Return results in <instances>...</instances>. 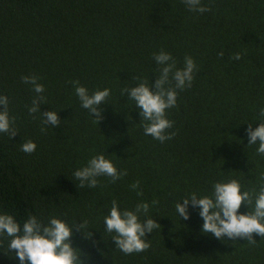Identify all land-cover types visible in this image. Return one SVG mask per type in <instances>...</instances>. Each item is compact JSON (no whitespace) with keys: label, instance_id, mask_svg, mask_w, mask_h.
Here are the masks:
<instances>
[{"label":"trees","instance_id":"trees-1","mask_svg":"<svg viewBox=\"0 0 264 264\" xmlns=\"http://www.w3.org/2000/svg\"><path fill=\"white\" fill-rule=\"evenodd\" d=\"M201 3L210 11H189L182 0H0V95L8 97L17 130L12 137L0 133V213L21 226L29 215L70 227L86 221L91 238L77 230L71 237L87 253L86 264H264V238L218 240L201 232L198 208L189 205L187 221L175 210L193 192L211 195L218 181L236 179L242 192H258L264 173V156L258 144L247 145L246 133L264 107V0ZM161 50L177 68L186 56L197 66L191 87L177 90L176 107L166 110L176 134L163 143L144 134L134 101L121 95L141 80L153 90L159 75L153 56ZM24 76L44 85L39 112L57 111L59 126L29 114L37 94ZM72 81L89 94L110 89L98 124ZM27 140L36 144L31 154L21 150ZM98 154L127 175L80 188L74 171ZM137 181L142 196L131 188ZM114 199L122 210L149 203L141 220L153 218L160 227L146 234L147 251L125 255L115 248L104 226ZM253 207L242 204L239 212ZM12 255L5 239L0 264H19Z\"/></svg>","mask_w":264,"mask_h":264},{"label":"clouds","instance_id":"clouds-1","mask_svg":"<svg viewBox=\"0 0 264 264\" xmlns=\"http://www.w3.org/2000/svg\"><path fill=\"white\" fill-rule=\"evenodd\" d=\"M189 11L204 13L210 8L203 5L201 0H182ZM223 56V52L218 53ZM159 66V75L156 77L153 90H150L148 81L141 80L134 87H125L121 95L127 94L128 100L134 101L139 111V117L143 118L144 134L151 136L161 143L175 136L173 121L167 119L166 110L176 107L177 90L190 88L197 69L196 63L191 56L184 58V66L176 67V62L171 54L161 50L153 56ZM240 53H235L232 59L239 60ZM25 84H30L32 90L37 94L28 108L29 114L39 112L41 104L45 103L42 94L44 85L38 82L36 76H24L21 78ZM132 79H139L134 76ZM75 95L80 101L82 108L95 116L98 124L102 119L101 105L107 103L110 89L95 90L91 94L86 87L80 85L79 81H72ZM174 83V86H172ZM9 100L7 96L0 95V133H7L9 137L15 136L17 130L14 127V118L9 117ZM40 113V112H39ZM43 125L51 124L53 127L60 125L57 111H46L40 113ZM259 123L255 129L248 124L246 129L248 144H258L257 154L264 156V107L260 108L258 114ZM41 131H45L42 127ZM21 150L31 154L36 150V144L27 140L21 144ZM127 175V171H118L116 166L103 154L91 157L85 166L74 171L73 176L79 181V187L95 188L100 183L98 177H110V182L121 179ZM260 188L258 192L241 191L240 182L230 179L226 182H215L212 186L211 195L198 196L193 192L185 197L182 202L176 203L175 210L180 218L187 221L190 218L189 205L193 209H199V216L203 220L202 233L211 234L216 239H244L250 244H255L253 234L264 238V173L260 175ZM137 190V196H142L139 189V181L131 185ZM158 201L153 200L152 205ZM245 205H253V210L240 213L239 209ZM150 205L141 201L134 209H121L114 199L108 215L104 217L105 230L112 235L115 248L125 255L147 251L151 244L146 239L147 233H152L160 225L153 218L141 220V216L148 217ZM87 222H79L69 226L66 221L56 217H50L47 223H43L34 215H29L22 226L13 215L0 213V248L5 246L7 239V251L12 253V258H17L19 264H86L87 253L71 244L73 230L81 231L84 238L90 239L92 233L85 232ZM83 256L84 259L80 257Z\"/></svg>","mask_w":264,"mask_h":264}]
</instances>
